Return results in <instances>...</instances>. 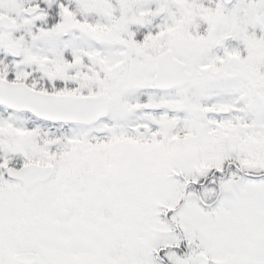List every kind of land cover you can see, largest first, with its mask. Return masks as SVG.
I'll use <instances>...</instances> for the list:
<instances>
[{"label":"snow or ice","instance_id":"snow-or-ice-1","mask_svg":"<svg viewBox=\"0 0 264 264\" xmlns=\"http://www.w3.org/2000/svg\"><path fill=\"white\" fill-rule=\"evenodd\" d=\"M0 264H264V0H0Z\"/></svg>","mask_w":264,"mask_h":264}]
</instances>
